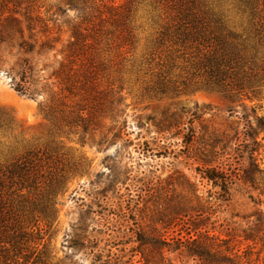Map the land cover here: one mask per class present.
<instances>
[{"label":"rangeland","instance_id":"374dc122","mask_svg":"<svg viewBox=\"0 0 264 264\" xmlns=\"http://www.w3.org/2000/svg\"><path fill=\"white\" fill-rule=\"evenodd\" d=\"M17 1L9 7L25 11L27 1ZM129 1L127 25L134 43L120 46L123 31L110 19L119 11L117 7ZM34 7L51 19L54 34H60L63 43L74 23L83 22L85 15L90 17L82 25H95L98 32L97 41H90L94 44L89 52L100 73L99 83L123 98L125 112L120 121L126 122L120 136L112 138L117 130L109 133L115 122L107 117L86 143L78 134L59 132L42 110L50 97L48 86L59 91L52 84L55 79H46L48 73L41 71L38 85H47L46 91L38 98L19 94L6 71L15 57L9 48L1 49L5 63L0 66V164L32 150L44 159L45 170L63 175L49 226L40 224L54 261L145 264L142 253L151 248L139 238L176 236L181 226L173 217L186 199L191 208L206 210L196 221L199 217L190 211L189 224L193 222L210 236L231 239V246L242 256L247 251L253 264H264V131L258 125V118L264 116V92L251 100L195 85L184 88L180 59L172 76L178 90L156 94L152 90L156 62L165 52L154 51V38L165 15L150 0H37ZM226 10L237 26L244 24L233 0L227 1ZM151 52H155V60L147 64ZM172 113L180 116L179 125L160 128L166 114ZM246 125L252 126L262 144L252 157L244 145L240 147L242 156L236 149ZM188 126L196 131L190 144L184 141ZM104 134L109 141L98 145ZM252 162L261 170L255 173L254 183L243 179L244 169ZM215 166L233 178L227 199L219 186L204 177L202 170ZM111 168L115 171L110 172ZM114 173L118 182L111 181ZM166 254L171 260L158 264H197L180 251Z\"/></svg>","mask_w":264,"mask_h":264},{"label":"trees","instance_id":"16d2710c","mask_svg":"<svg viewBox=\"0 0 264 264\" xmlns=\"http://www.w3.org/2000/svg\"><path fill=\"white\" fill-rule=\"evenodd\" d=\"M26 1L25 11H21L9 7L11 2L17 5L19 1L0 0V54L2 48H9L15 57L6 70L14 90L23 96L38 98L46 91L47 85H38L39 74L45 71L46 79H55L52 84H57L59 91L48 86L50 97L42 110L59 132L78 134L79 140L86 143L109 117L115 122L109 133L116 129L112 138L119 137L126 126L125 120L120 121L125 112L123 98L101 88L100 73L89 52L94 44L90 41H97L98 32L95 25H82L90 17L85 15L83 22L74 23L63 43L61 35L54 34L51 19L43 17L34 7L37 0ZM227 1L150 0L152 6L165 15L154 38V51L161 55L165 52L156 62L158 70L152 86L156 94L178 90L172 76L180 59L183 61L181 69L185 71L181 81L184 88L195 85L231 96L240 94L251 100L264 92V0H233L245 21L239 26L226 12ZM129 7L130 1L117 7L119 11L110 19L114 27L121 26L123 31L119 34L120 46L134 43L127 25ZM59 43H62L60 47ZM154 53H150L147 64L154 62ZM4 63L0 56V66ZM38 64H42V68H37ZM166 115L160 128L179 125L178 113ZM258 125L264 131V116L258 118ZM188 129L184 141L190 144L196 131L192 126ZM244 129V139L236 149L242 156L240 147L244 145L252 157L262 144L252 126L246 125ZM235 137L239 140L238 131ZM248 139L251 142H246ZM108 141V134H104L97 144ZM45 165L42 156L32 150L0 164V264H57L42 236L45 228L40 224L45 222L49 226L63 175L45 170ZM114 171L111 168L110 172ZM202 171L205 178L221 188L222 196L227 199L233 183L229 173L216 166ZM257 172H261L259 165L252 162L244 169L243 179L254 183ZM113 176L111 181L118 182V176L115 173ZM182 203L177 216L173 217L181 226L176 236L139 238L142 245L149 244L151 248L142 253L145 264L171 260L166 251L185 253L197 264H253L247 251L242 256L239 249L231 246V239L210 236L207 230L200 232L193 222L189 224L190 211H195L199 217L194 218L196 221L202 219L206 210L202 206L191 208L186 199ZM75 245L83 244L76 242ZM89 247L94 249L93 245Z\"/></svg>","mask_w":264,"mask_h":264}]
</instances>
